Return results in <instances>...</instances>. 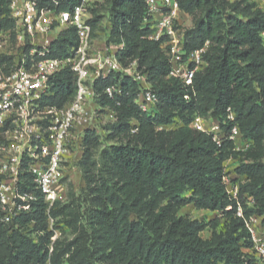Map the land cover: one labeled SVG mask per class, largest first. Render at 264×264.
Wrapping results in <instances>:
<instances>
[{
    "label": "trees",
    "instance_id": "trees-1",
    "mask_svg": "<svg viewBox=\"0 0 264 264\" xmlns=\"http://www.w3.org/2000/svg\"><path fill=\"white\" fill-rule=\"evenodd\" d=\"M101 2L90 8L93 37L101 35L107 47L123 44L116 58L123 67L136 62L157 97L155 109L144 113L134 103L139 85L128 76L116 73L94 81L97 102L117 119L100 134H84L76 168L85 187L76 195L69 185L67 198L47 213L31 176L21 175L20 192L35 194L36 200L31 213L0 225V264H254L243 250L252 246L246 220L261 217L264 226V9L251 0H179L181 12L192 18L184 31V51L209 42L206 68L192 87H184L169 77L160 43L146 39L144 0ZM79 3L67 0L65 7ZM9 4L0 0V34L14 28ZM76 45L70 27L48 57H65ZM110 85L121 90L114 99L103 94ZM50 90L43 106L56 110L70 103L76 94L73 73L60 72ZM227 109L251 142L244 153L234 152L229 142L218 148L209 135L189 126L196 115L225 122ZM176 119L181 125L169 129ZM230 154L241 156L234 172L245 177L236 198L223 181ZM189 205L220 216L205 223L179 215ZM48 217L71 238L52 241L55 229ZM207 228L210 237L203 239Z\"/></svg>",
    "mask_w": 264,
    "mask_h": 264
},
{
    "label": "built area",
    "instance_id": "built-area-1",
    "mask_svg": "<svg viewBox=\"0 0 264 264\" xmlns=\"http://www.w3.org/2000/svg\"><path fill=\"white\" fill-rule=\"evenodd\" d=\"M99 1L80 0L68 10L67 0H10L14 28L0 34V58H3L0 63V225L33 211L36 195L19 190V178L24 173L31 176L47 213L57 202L65 200L62 183L81 159L85 132L100 134L104 125L117 119L113 110L97 102L94 81L116 73L128 76L139 85L134 103L144 113L155 109L157 97L145 75L137 70L136 62L123 67L116 58L123 44L107 47L103 38L93 37L88 20L91 6ZM251 1L264 9V0ZM144 3L142 25L149 31L146 39L160 43L169 60V77L184 87H192L195 75L207 66L203 56L209 42L185 52L188 16L181 12L179 0H144ZM70 27L76 31L77 45L65 57H48L52 44ZM65 69L75 79L74 99L61 109L43 106L44 99L51 94V80ZM103 94L114 99L121 90L117 85H110ZM184 99L189 97L185 95ZM225 122L229 124L227 130L223 128ZM225 122L196 115L189 126L209 135L218 148L229 142L234 152H246L251 142L242 137L230 109ZM130 131L134 133L136 129ZM226 174L224 170L225 185ZM236 190L237 187L231 195L227 189L233 198L237 196ZM236 215L242 216L240 207ZM260 218L252 216L245 222L252 246L244 250L254 258V264H264V233L259 232L261 225H257ZM52 220L48 217L49 227ZM56 238L53 235L51 240Z\"/></svg>",
    "mask_w": 264,
    "mask_h": 264
},
{
    "label": "rangeland",
    "instance_id": "rangeland-1",
    "mask_svg": "<svg viewBox=\"0 0 264 264\" xmlns=\"http://www.w3.org/2000/svg\"><path fill=\"white\" fill-rule=\"evenodd\" d=\"M101 1L102 0H100L99 3ZM101 5H103L105 7L103 2H101ZM95 9L99 10V6ZM101 9H102V6H100V10ZM90 14H91V12H90ZM191 23H192V18L188 16V19L185 21V25H188L187 27H189V26H191ZM94 38H96L98 40H102L101 36H94ZM175 122L177 124L169 127V129H173V128L181 125V122L178 119H176ZM109 144H112V142ZM109 144H107V145H109ZM104 145H106V144H103V146ZM96 158H97V156H96ZM240 163H241V156L236 155V154H230V157L226 160V164L224 165V170L227 173L226 174L227 175L226 187H227V189L231 195L235 191V188L237 187V190H238L239 185L241 183H243V181H244V180L243 181L239 180V176L236 175L234 172L235 168ZM71 170H73L74 172L71 173L70 177L67 178V180L63 181L62 187H61V193L63 195L65 194L66 198H67V190H68L69 185L72 187V191L76 195H78L81 192V189H83L85 187V183L82 179V176H81L79 169L78 168H75V169L72 168ZM179 215L186 216V217L191 218V219H197L199 221L206 223V222L212 221L215 218H217L218 216H220V213H213V212H208V211H204V210H197L193 206L189 205V206L181 208L179 211ZM261 220H262V218H261ZM54 225H55V219L52 220L50 227H49L51 230H53V228L55 229V230H53L54 235H56L57 237H61V238H68V239L71 238L70 233L66 228H63V226H61V225H56V226H54ZM220 225H222V222H220ZM210 234H211V230L209 228H207L200 234V236L203 239H207L210 237ZM32 236L35 238L36 233H33Z\"/></svg>",
    "mask_w": 264,
    "mask_h": 264
},
{
    "label": "crops",
    "instance_id": "crops-1",
    "mask_svg": "<svg viewBox=\"0 0 264 264\" xmlns=\"http://www.w3.org/2000/svg\"><path fill=\"white\" fill-rule=\"evenodd\" d=\"M244 178H245V177H239V180L243 181ZM258 222H259V224H257V225H261V226L259 227V232H260V233H264V229H263L264 226L261 224V218L258 219ZM243 252H244V253H247V251H245V250H243Z\"/></svg>",
    "mask_w": 264,
    "mask_h": 264
}]
</instances>
